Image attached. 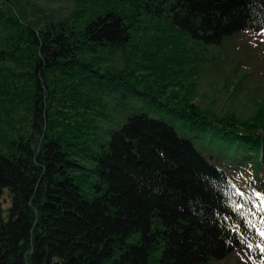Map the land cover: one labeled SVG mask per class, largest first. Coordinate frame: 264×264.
I'll use <instances>...</instances> for the list:
<instances>
[{
	"label": "trees",
	"instance_id": "1",
	"mask_svg": "<svg viewBox=\"0 0 264 264\" xmlns=\"http://www.w3.org/2000/svg\"><path fill=\"white\" fill-rule=\"evenodd\" d=\"M36 1L0 0V264H264V114L206 111L179 80L263 29L264 0ZM120 90L182 134L140 108L101 133Z\"/></svg>",
	"mask_w": 264,
	"mask_h": 264
},
{
	"label": "rangeland",
	"instance_id": "2",
	"mask_svg": "<svg viewBox=\"0 0 264 264\" xmlns=\"http://www.w3.org/2000/svg\"><path fill=\"white\" fill-rule=\"evenodd\" d=\"M38 1L41 3L46 1L54 8H65L69 0ZM189 53L190 51L188 55ZM199 55L203 56V60L191 64L190 75L179 77V80L186 82L194 80L193 95L190 93L193 102L206 111L232 115L240 121L249 120L258 113L264 114V28L240 32L226 39L221 45L209 46L205 50H200ZM124 59L121 53H117L112 58L119 67L125 64ZM138 73L139 75L145 74L146 71ZM149 77L151 76L147 79H150ZM178 87L169 86L166 94L168 95L172 90L181 91ZM122 92L121 90L114 91L112 95L105 96L109 115L108 121H98L101 133L104 130L118 128L131 110L140 108L171 122L182 134L183 123L173 111L158 108L157 113L154 114V110L157 109L156 104L135 99L130 95L127 98L128 102L124 103L125 107H120L118 102L125 101ZM1 201L3 217L6 218L7 209L11 204V196L7 190H4ZM212 264H248V260L239 251Z\"/></svg>",
	"mask_w": 264,
	"mask_h": 264
}]
</instances>
